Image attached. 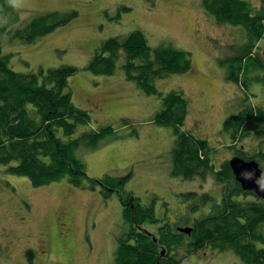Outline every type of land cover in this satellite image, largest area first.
<instances>
[{"label":"rangeland","instance_id":"1","mask_svg":"<svg viewBox=\"0 0 264 264\" xmlns=\"http://www.w3.org/2000/svg\"><path fill=\"white\" fill-rule=\"evenodd\" d=\"M251 1L256 8L261 6V0ZM124 5L130 9L118 17ZM71 9L78 11L76 19L35 43L4 32L2 52L11 54L9 63L17 72L47 71L62 64L77 67L66 90L72 92L74 103L91 112L93 124L79 126L73 138L90 127L112 126L114 133H108L96 148L79 146L76 156L85 163L88 177L131 175L121 194L130 192L142 205L153 204L159 219L144 222L142 230L156 236L166 224L174 230L196 219L209 206L195 212L190 207L192 200L183 194L214 193L220 185L211 175L185 180L172 176L174 127L152 120L161 111L160 96L126 79L124 53L113 75H94L86 66L105 40L136 29L144 32L152 47L171 44L190 52L191 71L159 78L155 86L162 93L182 90L188 97L190 110L184 128L209 140L217 169L235 155L236 148H229L230 143L242 145L250 155L264 151V133L231 142L223 132L225 120L245 106L246 94V103L264 109V66L257 62L263 59V39L241 75L247 84L244 89L227 78L229 64L223 61L240 53L246 31L219 24L201 0H24L18 9L20 22L12 27L26 25L39 13ZM9 166L0 165V264H114L117 238L129 230L117 192L106 197L101 184L78 188L66 177L35 187L28 177L10 173ZM260 167L264 170V164ZM195 241L189 236L179 245L177 257L181 256L182 264H244L232 248L196 249Z\"/></svg>","mask_w":264,"mask_h":264},{"label":"trees","instance_id":"2","mask_svg":"<svg viewBox=\"0 0 264 264\" xmlns=\"http://www.w3.org/2000/svg\"><path fill=\"white\" fill-rule=\"evenodd\" d=\"M201 1L204 10L211 13L219 24L243 27L246 31L240 53L223 63L229 64L227 78L247 89L241 75H244L247 61L254 59L255 46L262 39L264 41V0L257 8L251 0ZM129 9L126 5L121 6L118 17L121 11ZM77 16L75 9L51 10L39 13L26 25L15 28L12 26L20 22L18 9L13 8L8 0H0V37L10 31L12 38L35 43L71 23ZM2 48L0 39V165L10 164L7 169L10 173L28 177L35 187L66 177L72 186L78 188L86 183L92 187L101 184L106 189V197L117 192L121 196L123 218L129 223V230L117 238L114 264H182L181 256L177 257L179 245L189 236L196 240V249L212 246L218 251H227L232 248L244 264H264V200L254 191L242 188L230 167L231 159L223 161L216 169L212 159L215 149L209 140L198 138L184 128L190 108L189 99L182 90L162 93L155 86L159 78L191 71L190 52L171 44L152 47L144 32L136 29L125 36L115 35L105 40L86 66L94 75H113L124 53L126 60L122 67L126 79L135 81L146 93L158 94L162 99L161 111L152 120L159 126L174 127L172 176L185 180L196 176L206 179L211 175L220 185L215 194L210 191L201 195L194 191L183 194L192 200L190 207L195 212L209 206L207 212L179 226L193 228L190 233L182 232L179 227L172 230L166 224L155 236L140 228L146 221L155 223L159 220L153 204L142 205L140 198L130 192L121 194L131 175L88 177L85 163L76 156L79 146L96 148L102 138L114 133L112 126L90 127L73 138L79 126L93 124L91 112L74 103L72 92L66 90L68 78L78 71L77 67L62 64L47 71L41 68L38 72H17L9 63L11 54H4ZM257 59L264 66L263 59ZM247 97L246 94V100ZM246 100L243 102L245 106L223 124V132L232 139L231 142L249 134L264 133V109L246 103ZM241 146L228 145L231 149L236 148L232 157L255 160L263 166V150L250 155ZM190 221L192 224L188 225Z\"/></svg>","mask_w":264,"mask_h":264},{"label":"water","instance_id":"3","mask_svg":"<svg viewBox=\"0 0 264 264\" xmlns=\"http://www.w3.org/2000/svg\"><path fill=\"white\" fill-rule=\"evenodd\" d=\"M263 62H264V54H263ZM230 167L234 172L235 178L237 181H239L242 185V188L247 191H254L259 198H262L264 200V191H262L259 188L258 183L256 182L259 177H261V174L264 173V170L260 167V164L255 160H246L240 156L232 157L230 160ZM248 169L254 173V177L249 180H245L240 176V173L242 170ZM262 184H264V179L260 181ZM179 229L182 232L190 233L193 228L187 226V228L179 227ZM165 253V250H163V254Z\"/></svg>","mask_w":264,"mask_h":264},{"label":"clouds","instance_id":"4","mask_svg":"<svg viewBox=\"0 0 264 264\" xmlns=\"http://www.w3.org/2000/svg\"><path fill=\"white\" fill-rule=\"evenodd\" d=\"M8 3L15 9H19L24 6V0H8ZM240 176L245 180H249L254 177V173L248 169H244L241 171ZM262 179H264V173L261 174V177H259L256 182L258 183L259 188L264 191V184L260 182Z\"/></svg>","mask_w":264,"mask_h":264}]
</instances>
